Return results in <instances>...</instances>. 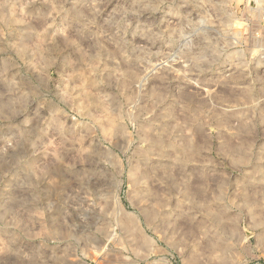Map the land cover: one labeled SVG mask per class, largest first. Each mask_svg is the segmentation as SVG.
I'll return each mask as SVG.
<instances>
[{"label": "rangeland", "instance_id": "1", "mask_svg": "<svg viewBox=\"0 0 264 264\" xmlns=\"http://www.w3.org/2000/svg\"><path fill=\"white\" fill-rule=\"evenodd\" d=\"M264 0H0V264H264Z\"/></svg>", "mask_w": 264, "mask_h": 264}, {"label": "built area", "instance_id": "2", "mask_svg": "<svg viewBox=\"0 0 264 264\" xmlns=\"http://www.w3.org/2000/svg\"><path fill=\"white\" fill-rule=\"evenodd\" d=\"M263 21H264V15H263ZM263 25H264V23H263Z\"/></svg>", "mask_w": 264, "mask_h": 264}]
</instances>
